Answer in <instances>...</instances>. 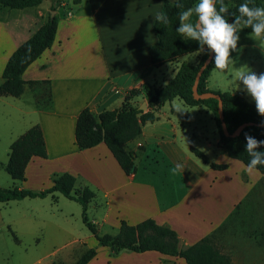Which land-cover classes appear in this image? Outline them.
Wrapping results in <instances>:
<instances>
[{"label": "crops", "instance_id": "obj_1", "mask_svg": "<svg viewBox=\"0 0 264 264\" xmlns=\"http://www.w3.org/2000/svg\"><path fill=\"white\" fill-rule=\"evenodd\" d=\"M74 1L77 8L69 7L63 12L60 9L67 2L57 4L58 23L53 43L22 74L26 82L34 83H26L19 97L0 96V120L8 124L5 136L0 137V153L5 154V163L11 142L34 124L41 127L47 149V157H31L25 167V179L13 180L14 186L40 190L52 184V176L70 173L76 177V186L89 185L95 191L88 207L93 203L102 210L100 226L116 233L122 220L136 224L152 218L177 232L180 248L196 242L223 222L228 230L234 231L237 227L234 219L244 220L248 231L251 220L256 225L259 220L264 229V174L257 169L249 172L240 160L225 154L217 144L214 130L213 139L207 144L215 145L218 152L214 159L208 157L212 162L226 164V168L213 169L193 155L189 146L194 145L190 139L197 127L185 108L189 105L179 97L158 107L157 119L146 122L141 135L126 143L125 148L135 153V169L130 173L122 170L104 142L78 148L75 126L84 107L95 113L115 109L130 88H141L143 84L164 85L175 74L180 56L157 67L149 58V47L157 40L153 21L155 14L161 12L162 0H88L90 8L86 11L82 0ZM227 6L232 12V6ZM45 10L39 4L9 13L3 19L0 83L7 59L45 22ZM11 24L15 33L9 35ZM258 38V57L250 63L257 75L264 73V39ZM174 65L170 75L163 72L165 67ZM215 69L210 72L207 87L224 92L209 83ZM242 89L243 86L228 92H241L247 101L252 99ZM143 101L147 103L146 98L139 103ZM177 164L182 170H175ZM56 193L61 194L55 191L42 198L55 199ZM232 240V246L226 251L231 264L241 263L240 257H249L247 260L252 261L250 252L253 258L260 259L262 246L247 242L241 247L234 236ZM94 247L97 253L87 264L99 260L100 249L107 250L106 259L111 258L112 262L125 253L111 257L108 247ZM125 255L138 259L139 264H149V258L158 255L171 256L153 250Z\"/></svg>", "mask_w": 264, "mask_h": 264}, {"label": "trees", "instance_id": "obj_2", "mask_svg": "<svg viewBox=\"0 0 264 264\" xmlns=\"http://www.w3.org/2000/svg\"><path fill=\"white\" fill-rule=\"evenodd\" d=\"M43 0H0V9H27L41 4ZM60 1V0H58ZM182 3L183 9L177 8L176 3ZM245 0H224L226 5L232 6V12L238 15V8ZM198 0H162L161 12H164L169 23L167 25L153 21V30L157 37L155 43L149 47V58L154 66H160L165 62L172 61L183 54L196 52L199 44L181 36L176 29L179 27V13L187 8L193 7ZM219 8V2L217 3ZM250 7L264 8V0H251ZM57 5H51V10H56ZM197 17L194 15L192 20ZM233 22V17L230 16ZM58 17L48 14L45 22L24 42L16 47L7 59L1 76L0 96L11 95L19 97L25 89L26 82L22 78L25 69L54 41L57 29ZM252 33L251 28L242 29ZM202 59L197 63L182 62L174 76L162 86L143 84L141 88H130L124 94L121 105L115 109H103L95 113L88 106L84 107L78 114L75 126V140L78 148L92 147L99 142H104L112 155L125 173L135 169V153L125 148L127 142L139 137L142 126L146 122L157 119L155 110L175 97H179L189 106H204L213 115L219 134L218 146L228 156L240 160L247 165L251 159L245 150V134L255 139L264 140V116L258 114L255 103L248 102L241 92L231 93L212 90L207 87L210 72L215 68V53L211 62L203 70L198 84V93L212 91L221 96L223 121L229 132H233L244 122H253L245 126L241 132L234 137L226 136L222 130L221 119L218 112V100L213 97L195 98L192 86L196 73L202 62L209 54L205 46ZM220 70V69H219ZM225 70V69H224ZM146 95L147 110H141L139 104L131 101L135 96ZM143 149V146H140ZM190 152L211 168L223 170L226 164L210 161L209 157L199 148L190 144ZM264 152V147L258 149ZM32 156L47 157V149L43 133L39 124H34L14 139L9 145L8 158L4 168L9 176L15 181L25 179L24 171ZM257 170L264 174V165H258ZM52 184L44 189L31 190L17 186L0 187V202L20 200L25 197H45L55 191L60 192L66 198L75 200L81 204V217L97 241L98 246H105L111 250V256L121 252H145L157 251L165 255L179 256L185 264H231L230 257L223 253L205 235L196 242L183 248L179 247L177 232L168 225L156 223L152 218H146L136 224H128L124 220L120 222L115 234H100L93 222L87 216L89 202L95 197V191L89 186L76 187V177L64 172L56 174L51 178ZM97 253L96 247H88L84 250L73 264H87Z\"/></svg>", "mask_w": 264, "mask_h": 264}, {"label": "rangeland", "instance_id": "obj_3", "mask_svg": "<svg viewBox=\"0 0 264 264\" xmlns=\"http://www.w3.org/2000/svg\"><path fill=\"white\" fill-rule=\"evenodd\" d=\"M62 1H66L67 6L62 7L60 9L61 12L69 7L73 9L77 8V3L74 0H43L40 8L46 9L45 14L48 16L53 11L50 9L51 5H59ZM81 4L85 6V11L90 8L88 0H82ZM227 7L230 11V6ZM17 11L16 9L1 8L0 27L3 19L9 13ZM228 21L232 22L230 17ZM9 28V35L14 34L15 27L11 24ZM238 35L237 50L231 53L232 62L230 66L227 67L226 71L213 70L209 78V83L214 89L215 87H219L223 91H232V89L242 87L241 83L236 82L238 70L245 66L251 70V61L255 57H258L256 56L259 52L257 45L260 44V39L251 32L244 30H241ZM203 54L204 51L200 52L199 50L194 54H183L179 57L176 65H180L182 62L197 63L202 59ZM238 63H241L240 67L237 66ZM174 67L175 65L165 67L163 72L166 75H170L171 69ZM230 74H233V76L230 77ZM159 81L160 79L158 83ZM44 94V97H46V93ZM143 98H146V95L142 92L133 104H139ZM248 101L255 103L250 98H248ZM185 108H187L189 117L194 120L197 127L195 129V136L192 139L188 136L187 138L207 156L214 159L216 157L215 153L218 151L215 149V145H208L207 143L213 139L212 130L216 132L218 138L219 134L211 111L206 107H190L185 105ZM7 126V123L4 124L0 120V137L5 136L6 130H8ZM5 160V154L0 153V184L4 188L14 187L13 179L4 168ZM83 186L84 184L76 187L81 188ZM56 196L55 199H52L50 196L46 199L28 197L0 203V264H73L84 250L97 245L96 239L82 221L81 204L59 193H56ZM92 204L88 207L87 216L91 222L96 224L97 231L100 234H115L107 226L102 227L98 224L100 223L102 210L94 207ZM192 219L196 220V222L198 220L194 215ZM251 221L249 231L244 225V220L234 219V224L237 226L234 231L228 230L226 222H223L207 235L211 237L212 242L225 254H227L228 248L232 246L233 236L239 241L241 247L246 245L247 242L252 245L262 246L259 260L253 258L251 256L253 254L250 252L252 261L247 260L249 257H245V259L240 257L238 260L241 259V263L237 261L235 263L264 264V229L261 228L259 220L257 225L254 220ZM106 252V249H100L99 260L91 264H139L138 259H130V257L125 255L126 252L112 262L110 261L111 258L106 259ZM242 254L245 253L241 252ZM149 260V264H184L179 256L158 255L157 257L149 258Z\"/></svg>", "mask_w": 264, "mask_h": 264}, {"label": "clouds", "instance_id": "obj_4", "mask_svg": "<svg viewBox=\"0 0 264 264\" xmlns=\"http://www.w3.org/2000/svg\"><path fill=\"white\" fill-rule=\"evenodd\" d=\"M219 2V8L217 3ZM251 0H245L238 8V15L230 12L224 0H198L193 7L179 13V27L176 31L183 37L196 41L199 51L203 52L206 46L215 53L214 64L216 69H227L232 62L231 53L237 50L239 35L244 28H251L252 34L264 39V8L250 7ZM177 8L183 9L184 5L177 2ZM196 16L195 21L192 20ZM234 19L229 22L227 17ZM155 21L167 25L169 19L164 12H157ZM236 82L243 85L245 91L255 102L259 115L264 116V73L257 75L246 66L238 70ZM245 150L251 157L246 168L249 172L255 171L258 165H264V152L258 151L264 147V140H257L245 134ZM175 170H182L177 164Z\"/></svg>", "mask_w": 264, "mask_h": 264}, {"label": "water", "instance_id": "obj_5", "mask_svg": "<svg viewBox=\"0 0 264 264\" xmlns=\"http://www.w3.org/2000/svg\"><path fill=\"white\" fill-rule=\"evenodd\" d=\"M54 15H55V10H53L51 12L50 17H53ZM213 56H214V52H211L209 50L208 56L205 58V60L202 62L201 66L199 67V69L196 73V76H195L193 86H192L193 96L197 99L198 98H207V97L216 98L218 100V112H219V118L221 119L222 130L226 136L234 137V136H237L245 126L253 124V122H244V123L240 124L233 132H229L227 127H226L225 122L223 121V109H222L223 105H222L221 96L217 93L212 92V91H207V92H203V93H198V91H197V84H198L199 78H200L203 70L206 68V66L211 62ZM139 108L141 110H147V103L145 101H143L139 105ZM261 125H264V124H261Z\"/></svg>", "mask_w": 264, "mask_h": 264}]
</instances>
